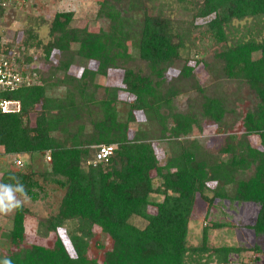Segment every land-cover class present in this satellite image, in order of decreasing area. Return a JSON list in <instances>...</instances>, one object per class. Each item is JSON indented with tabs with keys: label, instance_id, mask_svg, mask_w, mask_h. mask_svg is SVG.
I'll return each mask as SVG.
<instances>
[{
	"label": "trees",
	"instance_id": "16d2710c",
	"mask_svg": "<svg viewBox=\"0 0 264 264\" xmlns=\"http://www.w3.org/2000/svg\"><path fill=\"white\" fill-rule=\"evenodd\" d=\"M16 11L0 5V24ZM75 15L57 12L47 42L28 24L12 36L0 31V51L17 48L25 65L33 47L43 49L46 61L58 53L48 70L32 69L40 73L37 82L2 93L19 100L21 110L0 112V182L18 176L34 201L61 192L57 211L38 220L41 239L56 236L54 243L28 241L24 205L1 232L10 245L0 259L228 264L239 248L211 246V227L200 245L188 235L201 195L210 204H258L247 227L264 236V0H101L89 18L99 21L97 29L72 27ZM242 21L249 24L238 35ZM118 70L120 84L103 82ZM181 95L184 106L177 103ZM207 124L224 135L216 149L198 136ZM101 144L116 148L94 164ZM22 155L24 169L16 165ZM5 157H12L8 164ZM134 216L147 224L136 225ZM103 236L110 248L100 243Z\"/></svg>",
	"mask_w": 264,
	"mask_h": 264
},
{
	"label": "rangeland",
	"instance_id": "374dc122",
	"mask_svg": "<svg viewBox=\"0 0 264 264\" xmlns=\"http://www.w3.org/2000/svg\"><path fill=\"white\" fill-rule=\"evenodd\" d=\"M100 1L101 0H22V5H14L17 9L19 8V12H12L11 16L7 13V19H4V24H0V31L7 34V36H12L18 31L22 33L24 29L31 25L30 27H33L35 33L40 36L42 41L47 42L50 38V23L55 17V14L61 11H75L76 15L71 23L72 27L88 25L91 29H97L99 21L90 22L89 18H94L99 8ZM204 21L205 19L199 20L200 23ZM246 23V21L236 22V25H241L243 28L242 32H238V35L243 33ZM27 24L28 26H26ZM247 24H249V22ZM19 36L22 37V34ZM14 47H16V45H14ZM15 49L17 50V48ZM27 52L33 55L32 62L27 63L25 66L28 70L27 73L29 74L30 82L32 83L40 79V73H38L39 69L46 71L50 66L58 62V53L53 55L51 60L46 61L42 48L33 47L27 50L26 54ZM195 55V52L191 54L192 57ZM191 63L194 64L195 62L192 61ZM34 68H38L37 72H33L32 69ZM175 73H177V70ZM198 73H200L203 78L206 76L205 72L202 74L201 68L198 70ZM121 80L122 71L118 70L112 71L109 77L103 80V82L108 84H120ZM185 99L186 96L181 95L177 103L180 106H184ZM142 118L143 117L139 115V119ZM198 136L206 140V147L210 150L218 148L224 142V135L218 131V126L212 124H207L204 131L200 132ZM253 142H259V138L253 136ZM159 155L161 158L163 157L161 152ZM164 158L165 157H163V159ZM7 159L11 160L12 157L2 158V160L8 164ZM22 159L25 165L18 168L24 169L28 161V156H23ZM44 161L46 164L51 165V160H49L48 157L44 158ZM209 185L213 188L216 186V183L212 182ZM212 194V192L208 193L210 196H213ZM60 198L61 192H54L51 190L49 197H44L38 201H34L30 198L25 204L29 209L27 212L29 215L27 220L28 241L46 246H50L54 243L56 236L49 239H41L38 231V220L50 215L52 211H57ZM153 198L155 201H161L163 196L153 194ZM152 210H155V208H152ZM15 212L7 216L0 215V252L9 248V241L1 237V232L10 230L13 227ZM258 212L259 206L253 202H232L230 200L216 199L213 204H210L201 195H198L190 222L188 235L189 243L200 245L203 240L204 228L207 225L211 227L209 228L208 236L211 246L229 245L239 248V251L230 254L228 264H264V236L258 235L253 229L247 227V224L249 225L253 221L258 215ZM133 222L140 227H144L147 224L143 218L138 216L133 217ZM214 222L225 223V226L213 227ZM68 227L71 226L69 225ZM60 236L69 244L66 229L63 228L60 230ZM100 243H103L107 248L111 247V240L106 237L104 238V236ZM256 245H260L262 251H256ZM99 253L103 257L104 252L102 248L99 249ZM211 264H218V262L214 261Z\"/></svg>",
	"mask_w": 264,
	"mask_h": 264
},
{
	"label": "built area",
	"instance_id": "2783aa9c",
	"mask_svg": "<svg viewBox=\"0 0 264 264\" xmlns=\"http://www.w3.org/2000/svg\"><path fill=\"white\" fill-rule=\"evenodd\" d=\"M21 2L22 0H0V5L17 9L14 5H22ZM4 19H7L6 13ZM19 58H21V55L16 49H3L0 51V112L9 113L19 112L21 110V102L16 99L5 98L2 95L4 91L16 89L22 85H30L32 83L27 73L28 70L25 68V59L22 58L21 63L18 60ZM115 148V145H99L93 163L96 164L98 161L108 159ZM48 159L50 160L49 156ZM16 165L18 167L24 166V161L21 157L16 159Z\"/></svg>",
	"mask_w": 264,
	"mask_h": 264
},
{
	"label": "clouds",
	"instance_id": "9594fccd",
	"mask_svg": "<svg viewBox=\"0 0 264 264\" xmlns=\"http://www.w3.org/2000/svg\"><path fill=\"white\" fill-rule=\"evenodd\" d=\"M10 182H0V215L7 216L21 210L30 200L26 186L16 175L9 176ZM0 264H13L10 257L0 259Z\"/></svg>",
	"mask_w": 264,
	"mask_h": 264
}]
</instances>
